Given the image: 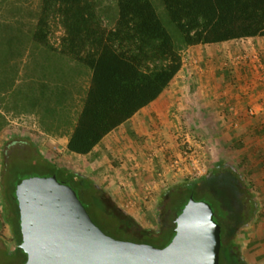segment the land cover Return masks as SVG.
<instances>
[{"label": "trees", "instance_id": "trees-1", "mask_svg": "<svg viewBox=\"0 0 264 264\" xmlns=\"http://www.w3.org/2000/svg\"><path fill=\"white\" fill-rule=\"evenodd\" d=\"M161 2L181 35L177 44L152 0H114L110 9L104 7L103 0H40L32 32V39L38 45L36 48L45 46L49 53L57 52L91 71L89 87L67 144L69 151L88 153L103 136L157 99L181 70L186 48L264 37V0ZM105 18L109 23L105 24ZM58 30L60 34L54 44L51 38ZM217 167L225 166L217 163L207 175ZM56 170L54 176L60 181L56 174L66 173V170ZM5 174L0 173V234L6 227L10 229V239L16 245L14 251L22 253L23 264L27 255L20 248L22 234L16 187L24 177L15 180ZM70 176L78 189L70 187L81 202L82 198L103 202L101 210L111 218L112 223L101 227L93 222L104 233L131 240H157L160 234L166 232L168 238L160 247L166 246L173 238L175 220L188 198L194 196L197 181L185 180L177 184L171 193H164L163 196L169 194V198L161 203V217L155 234L151 229L142 228L123 208L109 199V204L106 203L113 208L106 211V200L97 196L101 188L90 178L76 173H70ZM186 191L188 197L179 205ZM239 223L226 221L233 232ZM218 224L221 227L222 249L223 227Z\"/></svg>", "mask_w": 264, "mask_h": 264}, {"label": "crops", "instance_id": "crops-1", "mask_svg": "<svg viewBox=\"0 0 264 264\" xmlns=\"http://www.w3.org/2000/svg\"><path fill=\"white\" fill-rule=\"evenodd\" d=\"M229 42L186 48L181 70L163 93L103 136L86 154L69 151L67 144L89 87L91 71L76 67L74 61L57 52L49 53L45 46L29 48L22 62V114L15 116L14 104L8 109L0 107V147L3 143L15 142V127L22 126L24 141L34 142V138H39L44 155L49 158L55 155L63 162V168L90 178L109 192L119 206H124L127 199L134 200V205L145 206L151 202L152 193L145 200L144 188L157 190L155 176L165 172L170 160L180 155L182 140H191L185 127H201L205 131L215 128L219 132L225 127L235 128L230 143L237 142L238 146L245 140H253L260 128L264 133V112L250 115L247 111L264 95L257 86L261 83L260 77L242 68L233 70L232 66L225 72L221 67L227 55L220 53V45ZM48 72L50 75L53 72L52 78ZM16 79L12 90L17 88L19 79ZM215 140L218 143L219 139ZM221 148L218 145V155L223 152ZM254 149L258 154L263 151ZM251 153L253 150L247 155ZM227 167L234 170L232 166ZM133 172L138 175L133 176ZM171 172L172 175L188 173L185 168ZM260 189L264 191V186ZM256 226L251 225L249 233L242 238H233V244L244 255L245 262L264 264V220Z\"/></svg>", "mask_w": 264, "mask_h": 264}, {"label": "rangeland", "instance_id": "rangeland-1", "mask_svg": "<svg viewBox=\"0 0 264 264\" xmlns=\"http://www.w3.org/2000/svg\"><path fill=\"white\" fill-rule=\"evenodd\" d=\"M152 2L155 5L160 19L173 36L175 43H179L181 35L170 21L161 0H152ZM39 3L40 0H0V107L8 109V106L14 104L16 108L15 116L22 114V91H24V84L22 83L24 81L22 62L26 57L24 53L27 49L38 46L32 39V32L39 11ZM103 5L105 8L110 9L114 5V0H103ZM107 23L109 22L105 18V24ZM59 34L60 30L56 31L52 36L51 40L54 44ZM220 47V53L227 55V57L222 59L221 65L225 69V72L227 71L226 69H232L231 67L233 66V70L242 68L248 74L252 72L253 74L257 73L261 82L257 86L264 93V82L261 81V77L264 74V38H258L256 41L244 40L229 42L220 45ZM200 54H205V52ZM254 55L258 57L263 68L258 66L259 62H256L257 60L254 58ZM74 64L76 67L81 66L82 68L88 69L86 66L77 62H74ZM61 72L63 75L66 74L65 69ZM51 73L50 75L48 72L49 78L53 77V72ZM15 79L16 81L19 79L18 84H16L17 88L12 90ZM261 97L260 100H257L256 104L249 106L254 108L255 113L258 111L264 112V95ZM208 129L209 131H205L204 128L191 126L185 127L184 131L186 133L189 132L192 144L205 146L207 173L209 170L215 168L217 163H222L226 167H217L209 175L206 173L199 177L181 172L177 175H172V172L168 171L165 175L155 176L158 188L155 190L156 193L154 191L152 192L151 202L145 206L136 203L133 205L134 207L126 208L122 204L120 207L132 216L142 228L151 229L156 234L158 228L157 221L161 217V203L169 198V194L164 197V193H171L177 184H181L185 180H197L193 198L197 201L208 203L214 211L215 220L223 227L220 264H250L244 261V255H241L238 247L234 246L233 240L235 238L238 240V238H242V235H247L251 225L252 227H257L256 225L264 220V191L261 192L260 189L264 186V133L260 132L253 135V140H245V142L238 146L237 142L234 144L230 143L231 135L235 132V128L225 127L222 128V132L217 131L215 128L213 130L211 128ZM15 130L17 140L15 142L1 144L0 173H6L5 176L9 174V178L16 180L21 177L54 176L55 171H57L56 169H65L66 173L56 175L60 181H63L69 186H73L76 190L78 189V186L71 181L72 178L70 176V173L75 172L69 171L65 167L63 168V162L57 160L55 155H52L51 158L46 154L44 155L40 151L39 138H34V142L24 141L22 137L23 127L17 125ZM215 138L219 139L218 143ZM260 139H263V141ZM218 145L223 148L221 155L217 153L219 150ZM254 147L263 150L261 153L259 152L260 155ZM250 150H253V153L247 155V152ZM227 166H232L234 170ZM241 167H246V169H242ZM185 188L189 190V186ZM97 196L106 200L104 201L106 211L113 208V206L110 207L107 205L109 201L118 205L114 201V197L103 189H101V192ZM187 197L188 191H186L185 198H181L179 200L180 202L178 201L179 205ZM108 199L109 201H107ZM92 200L90 199L89 201L82 198V202L93 221L101 227H107L112 222H110L111 218L107 217L104 211L101 210L103 208V202H96L97 199L95 201ZM228 220L231 222H240L235 228V232L228 228L226 224ZM111 235L117 239L148 243L156 247H160L166 238H168L166 232L160 234L157 240H131L120 235ZM10 236V229L7 227L4 233L0 234V264H21L24 256L20 251H14L16 245L10 239Z\"/></svg>", "mask_w": 264, "mask_h": 264}, {"label": "water", "instance_id": "water-1", "mask_svg": "<svg viewBox=\"0 0 264 264\" xmlns=\"http://www.w3.org/2000/svg\"><path fill=\"white\" fill-rule=\"evenodd\" d=\"M16 198L23 264H220L221 227L212 207L193 196L164 247L107 235L76 192L55 176L22 179Z\"/></svg>", "mask_w": 264, "mask_h": 264}, {"label": "built area", "instance_id": "built-area-1", "mask_svg": "<svg viewBox=\"0 0 264 264\" xmlns=\"http://www.w3.org/2000/svg\"><path fill=\"white\" fill-rule=\"evenodd\" d=\"M254 58L259 62L258 57L254 55ZM258 66L262 67V64L259 62ZM261 81L264 82V74L261 77ZM248 114L254 115V108L251 106L248 108ZM182 150L178 157H174L167 164V169L165 172H161L158 175H165L167 171H179L182 169H186L187 172L191 175H195L196 177L202 176L207 173V166L205 162V146L192 144L190 139H184L182 142ZM197 147V148H196ZM133 176H137L136 172L132 173ZM152 193L151 188L146 186L144 188V199L146 200L150 194ZM135 201L132 199H127L124 206L126 208H130L134 205Z\"/></svg>", "mask_w": 264, "mask_h": 264}, {"label": "flooded vegetation", "instance_id": "flooded-vegetation-1", "mask_svg": "<svg viewBox=\"0 0 264 264\" xmlns=\"http://www.w3.org/2000/svg\"><path fill=\"white\" fill-rule=\"evenodd\" d=\"M11 255V254H10ZM22 264V263H21Z\"/></svg>", "mask_w": 264, "mask_h": 264}]
</instances>
